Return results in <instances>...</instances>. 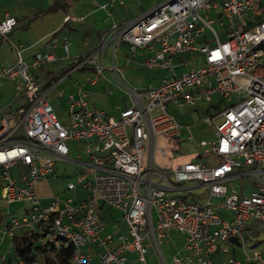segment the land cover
Returning a JSON list of instances; mask_svg holds the SVG:
<instances>
[{"label": "built area", "instance_id": "built-area-1", "mask_svg": "<svg viewBox=\"0 0 264 264\" xmlns=\"http://www.w3.org/2000/svg\"><path fill=\"white\" fill-rule=\"evenodd\" d=\"M263 1L167 0L130 22L113 23L110 40L114 45L123 42L132 54L148 49L153 54L143 60L147 68L172 71L144 92L130 90L133 105L122 109L119 117L91 106L80 87L77 94H68L71 122L62 124L46 98L47 90L34 74L55 60L51 53H37L27 62L18 51L14 65L0 67V78L14 81L18 97H27L25 105L0 108L1 197L8 204L28 203L23 214L10 217L8 232L36 228L41 245L59 248L63 242L72 244L70 264H94V255L97 264H124L128 253L136 255L138 264H149L150 247L166 264L160 244L173 231L184 238L182 253L173 257L175 264H212L217 251L229 255V246L244 247L250 218L261 222L264 241ZM215 23L222 28L221 36ZM15 24L14 17L5 16L0 20V35L7 37ZM106 43L104 37L88 53L71 56L70 40L64 37L62 47L73 62L66 73L89 63L96 73L87 77L90 84L104 71H113L115 82L125 86L114 63V49L111 67H104ZM190 60L193 64L189 66ZM178 67L187 70L178 74ZM214 94L222 97L225 107L217 115L204 117L206 123L214 124L215 139L200 140L199 145H209L217 163L185 161L171 170L175 183L196 181L206 186L208 199L199 203L169 196L166 192L174 188L154 181L155 176L169 180L153 167L155 139H177L186 133L190 140L192 135L189 127L168 111L167 104L211 102ZM69 140L84 141V153L76 157L80 164L76 181L69 182L67 190L81 189L85 196L52 195L42 204L37 185L54 172L57 160L68 158ZM162 150L158 149L165 155ZM82 154L86 161H81ZM18 164L26 171L17 177L11 169ZM246 176L253 177L248 193L232 185L233 179ZM213 198L220 201L213 203ZM100 202L121 212L126 233L100 235ZM212 205L232 215L222 217ZM230 237H237L239 245L230 242ZM93 244L99 248L94 254ZM244 256L248 264H264V251L255 250L249 256L244 250ZM221 263L241 264L233 255Z\"/></svg>", "mask_w": 264, "mask_h": 264}, {"label": "crops", "instance_id": "crops-1", "mask_svg": "<svg viewBox=\"0 0 264 264\" xmlns=\"http://www.w3.org/2000/svg\"><path fill=\"white\" fill-rule=\"evenodd\" d=\"M119 1L120 0H92L90 3L87 1L82 2L75 0H0V20L5 16H12L16 19V24L7 34L6 38L13 47L18 46L21 49V51H19L21 58L27 62H30L31 60H33L37 53H51L55 58L54 61L45 63L39 69L34 71L35 76L40 81L41 87L47 90L46 98L48 102L53 106L54 111L55 107H57L58 105H64L67 108L68 112V94H77L80 87L81 91L86 94V99L91 106L105 111V113L110 116L119 117L120 111L122 109L131 107L133 105L131 97L125 98L124 95L117 90H113L112 92L109 91L108 87L111 84L112 76L114 77V72L112 73V76L109 74V77L104 74L98 76L93 84L87 82V77L96 76L95 69L92 64H84L81 68L75 69L67 74L66 70L72 66L73 62L71 58L66 56L62 47L64 37H68L70 40L69 54L71 56L84 55L88 53L90 49L97 47L101 39L106 37L107 43L102 51L103 60L104 53L106 52V47H111V51H113V49L114 51H116L117 49L123 48L121 44H125L123 42H119L118 44L114 45L110 40L114 34V31H112L111 29V25L113 23L122 25L130 22L167 0H158L156 4H154L153 6H148L147 8L145 6H141L140 9L142 11L140 12H133L132 14L120 12L114 14V12L112 13V10L110 9L114 10L115 3H118ZM52 5L56 7L55 10L42 12ZM37 13L39 14L32 18L33 15ZM2 37L3 36L0 35V39ZM122 53L123 54L120 56L118 55L117 58L114 57V63L116 65L118 64L121 66L126 62L137 63L139 59L144 60L146 57H150L153 54L148 49H139L135 54H132L131 52L126 53V55H128L126 56L124 48L122 50ZM1 59L2 58H0V60ZM17 59L18 51H15L13 53V56L7 58V61L5 62L6 64L2 67L14 65ZM110 60H112L111 54ZM175 60H177V58H175ZM131 64L132 63H129V66L126 67V69H128L129 71L132 70V68L130 67ZM155 69H159L162 73L160 78L157 80V83L149 87L139 89L138 92H142L145 89L156 86L157 84H159L160 80L163 77L172 74V71L168 69ZM119 73L121 74L120 68ZM10 81L13 83V85L5 82L0 83L1 109L6 108L7 106L12 107V105L16 106L14 105V101H17V106L25 105L27 102V97H25L24 95H21L19 97L17 95L13 101H10L13 96H15V83L12 80ZM59 92L61 93V95H58ZM183 104L185 105L186 103ZM183 104H175L170 102L167 104V109L171 114L175 116L178 122L189 127L193 138L194 130L202 124L204 117L202 118V120H193L194 122L192 123L184 122L182 119H180V114L178 112L179 106H183ZM185 139H187L186 133H183V140ZM200 140H203V138H201ZM77 155L78 154L72 157V155L70 154L67 159H63L75 163V172L80 165L77 162L78 159H76ZM165 157L166 156L164 155L162 158ZM86 159V155L82 154L81 161H86ZM154 162L155 165H153V167L160 170L165 175L166 173L171 174V170L176 165L183 163L179 162L173 165L170 169H162L161 167H159L160 165L155 159ZM16 166L18 167V165ZM194 182L197 184L194 186L195 188L205 187L196 181ZM185 189L186 188L177 187L172 191ZM81 194L82 193L80 192L79 195ZM6 215H11V217L15 216L12 215L9 210H7L5 213H0V263L14 264L13 260H15V264H18L19 262L16 260V257L12 250V239L13 236L24 235L29 230L24 228H14L12 230V233H9L7 228V218L10 219V217H7ZM98 218L103 223V229L100 230V235L109 233L113 236H117L119 234H124L127 231V226L122 219L121 212L114 207L107 205L106 203L100 202L98 207ZM34 230L36 231V228H34ZM172 235H175V239L178 240V247L172 256V260H170L172 261V263L169 264H175L173 262V257L182 253L184 243V238L181 233L173 231L169 238ZM83 249L86 250L87 248L85 247ZM98 249L99 248L96 246V244H93L91 247V253L94 254V252H96ZM231 252L234 255L237 250L235 248H232ZM218 253L220 254V252L217 251L213 255L212 264L214 263V258ZM151 254L152 252L149 251V264H159V261L156 262L155 259H153L154 254L153 256H151ZM93 258H96L94 264H97L98 259L96 255H94ZM218 258L221 261V256H218ZM135 261L136 255L134 253L126 254V261L124 264H138ZM182 264L195 263L192 261L189 263L184 262Z\"/></svg>", "mask_w": 264, "mask_h": 264}, {"label": "rangeland", "instance_id": "rangeland-1", "mask_svg": "<svg viewBox=\"0 0 264 264\" xmlns=\"http://www.w3.org/2000/svg\"><path fill=\"white\" fill-rule=\"evenodd\" d=\"M75 1H82V2H90L92 0H75ZM122 3H115L114 10H112V13L114 14L123 12L132 14L133 12H140L142 11L140 8L141 6H145L146 8L148 6H153L158 2V0H121ZM264 5V1L261 3L260 7ZM214 28L217 30V32L222 35V28L219 27L218 24L213 25ZM122 47L125 49V55L126 53H129L128 48L125 44H121ZM123 48L117 49L115 51V58L117 56L122 55ZM17 51H21V49L18 46H12L8 41L6 37H2L0 39V67L5 65L7 58L10 56H13V53ZM110 54H112L111 47H106V52L103 56V64L104 67H111V60H110ZM128 56V55H126ZM130 56V54H129ZM188 58V55H186ZM201 58L197 60V63L200 62ZM176 62V61H174ZM129 63H132L130 67L132 70L126 69L128 67ZM189 66L193 64V61L190 60L188 62ZM120 68V76L123 80V82L126 84L125 86L119 85L116 81V75L114 74V78L111 79V84L109 85L108 89L110 92L113 90H117L121 92L125 98H129L130 96V90H133L135 92H138L139 89L149 87L153 84L157 83V80L161 76V71L159 69L155 68H147L143 64V60L139 59L137 63L134 62H126L124 65H118ZM177 73L180 74L187 70V67H179L176 69ZM129 71V72H128ZM113 71H104V75L109 77L110 74L112 76ZM113 77V76H112ZM5 82L8 84L13 83L8 78H0V83ZM145 89L144 91H146ZM142 91V92H144ZM16 90H14L13 98L10 101H13L17 94ZM9 101V102H10ZM14 105H12V108L17 107L18 103L17 101H14ZM11 103V102H10ZM225 107V102L222 99V97L219 94H214L212 96V101L207 102L205 100H197L195 106H189L187 104H183V106H179V114L180 119H182L184 122L192 123L198 119H201L205 116H214L218 114L223 108ZM55 113L57 115V118L59 121L64 125H69L71 122V119L68 115L67 108L64 105H58L55 107ZM191 118V119H190ZM194 120V121H193ZM204 122V123H203ZM217 122V121H216ZM214 124L212 123H206L204 118L202 121V124L196 128L193 132V138L191 140H183V135L180 137V139H168L163 136H158L155 139V152L153 154V158L157 161V163L160 165L162 169H170L173 165L179 163V162H185V161H193V162H206L208 165H214L217 163V159L213 157L210 154V146L207 145L205 147H201L199 145V141L201 138L204 140L210 142L215 139V135L213 133ZM68 146L70 147L69 155L71 154L72 157H74L76 154L84 153V144L83 141H76V140H69L67 142ZM146 145V151L149 148L148 143H145ZM158 149H163L165 153V158H162L164 155L160 154ZM23 171H26V168L19 165L18 167L15 166V168L11 169V173L15 176H19ZM166 176L169 180L161 179L159 180L158 176L154 177V181L158 182L159 184L164 187H171V188H186L185 190H175V191H169L166 192L169 196L173 197H183L185 200L190 202H199L204 203L207 201L209 193L208 188H195L194 186L197 185L194 181L191 182H182V183H175L173 181V177L170 173H166ZM76 181V172H75V163L68 161V160H57L54 164V172L46 177H43L40 179L38 185H37V193L41 198L42 204L45 203V198L52 195H60L62 198H68V197H76L81 198L85 195V192L81 189H77L76 192L68 191L67 190V184L69 182H75ZM253 177L252 176H246L243 177L242 180L233 179L232 185L237 190H242L245 193H248L252 187H253ZM82 193L79 195L80 192ZM78 193V194H77ZM220 200L217 198H213V203H217ZM28 206L27 202H18L14 204H8L2 197H1V187H0V213H5L7 210L10 211L12 215L20 216L24 213V209ZM212 208L215 212H217L222 217H228L231 216L232 213L229 210H226L224 208H216L214 205H212ZM7 217H11V215H6ZM9 220V218H7ZM261 231H262V224L259 220L255 218H250L247 222L246 228H245V237L248 239V241L254 242L256 244L255 247L252 246L251 242H246L244 247H236L235 249L237 252L233 255L231 252L232 246H229V255H233L234 258L237 261H240L241 264H248L247 260L244 256V250L245 252L251 256L253 255V252L255 250H259L261 252L264 251V241L261 237ZM106 234V233H104ZM103 234V235H104ZM178 247V240L175 239V235H172L170 238H164L160 244V249L163 254V257L165 259L166 264L172 263V256L177 250ZM12 250L14 253V248L12 246ZM150 251L152 252L151 256H153V259L155 261H159V264H161L160 260L158 259L155 249L153 247H150ZM240 251V252H239ZM37 258H39V254L35 251ZM48 255L51 259L54 258V254L52 252L45 253ZM228 254L222 253L220 251V254H216V257L214 258L213 264H221V261L228 259ZM218 256H221V261L218 258ZM8 259V258H7ZM17 260V259H16ZM96 261V258H93V262ZM137 263V261H135ZM13 263L15 264L16 261L13 260ZM1 264V263H0Z\"/></svg>", "mask_w": 264, "mask_h": 264}, {"label": "trees", "instance_id": "trees-1", "mask_svg": "<svg viewBox=\"0 0 264 264\" xmlns=\"http://www.w3.org/2000/svg\"><path fill=\"white\" fill-rule=\"evenodd\" d=\"M55 9L56 7L52 5L42 12H49ZM38 14L33 15L32 18ZM39 237L40 233L34 230H29L21 236H13L12 245L14 255L19 262L18 264H70L73 249L72 244L63 242L59 248H55L53 246L39 244ZM35 251L39 254V258L34 253ZM46 251L52 252L54 258L51 259L46 255Z\"/></svg>", "mask_w": 264, "mask_h": 264}, {"label": "water", "instance_id": "water-1", "mask_svg": "<svg viewBox=\"0 0 264 264\" xmlns=\"http://www.w3.org/2000/svg\"><path fill=\"white\" fill-rule=\"evenodd\" d=\"M229 241L232 242V243H234L235 245H239V242H238L237 237H230L229 238Z\"/></svg>", "mask_w": 264, "mask_h": 264}]
</instances>
